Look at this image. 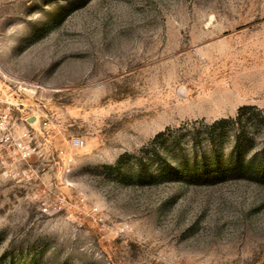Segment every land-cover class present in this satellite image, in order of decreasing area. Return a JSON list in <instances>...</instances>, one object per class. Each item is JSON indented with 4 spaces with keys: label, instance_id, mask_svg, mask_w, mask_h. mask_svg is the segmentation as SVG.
<instances>
[{
    "label": "rangeland",
    "instance_id": "374dc122",
    "mask_svg": "<svg viewBox=\"0 0 264 264\" xmlns=\"http://www.w3.org/2000/svg\"><path fill=\"white\" fill-rule=\"evenodd\" d=\"M249 105L264 0H0V264H264V183L204 176Z\"/></svg>",
    "mask_w": 264,
    "mask_h": 264
},
{
    "label": "trees",
    "instance_id": "16d2710c",
    "mask_svg": "<svg viewBox=\"0 0 264 264\" xmlns=\"http://www.w3.org/2000/svg\"><path fill=\"white\" fill-rule=\"evenodd\" d=\"M228 124L236 132L234 146L229 155L224 157L221 145H217V138L224 139ZM248 125L254 126V131L260 135V129H264V110L253 105L243 106L238 110L236 117L216 121L206 127L205 140L207 139L213 146L214 161L212 165L205 164L207 172L204 176L207 178L220 176L222 179L231 176L246 177L252 181L264 183V137L259 140L255 133L249 137L247 135ZM200 136L201 133L197 132L193 137L198 140ZM248 153H251V156L246 159L245 155Z\"/></svg>",
    "mask_w": 264,
    "mask_h": 264
},
{
    "label": "built area",
    "instance_id": "2783aa9c",
    "mask_svg": "<svg viewBox=\"0 0 264 264\" xmlns=\"http://www.w3.org/2000/svg\"><path fill=\"white\" fill-rule=\"evenodd\" d=\"M74 144H75L76 146H80V144H82V143H80V141H74Z\"/></svg>",
    "mask_w": 264,
    "mask_h": 264
}]
</instances>
